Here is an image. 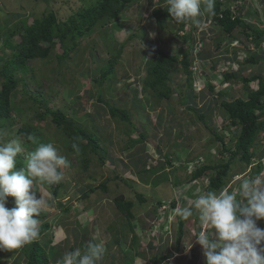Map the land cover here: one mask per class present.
<instances>
[{
	"label": "rangeland",
	"instance_id": "obj_1",
	"mask_svg": "<svg viewBox=\"0 0 264 264\" xmlns=\"http://www.w3.org/2000/svg\"><path fill=\"white\" fill-rule=\"evenodd\" d=\"M95 1L22 0V3L33 7L37 13L52 10L61 18L67 13L68 6L70 15L79 10L76 6L89 7ZM222 1L223 6L229 5L243 21L264 29V0ZM164 5L165 0H132L116 18L97 24L89 33L80 36L67 58L61 61L54 55L48 60L29 58L27 65L31 71L24 73L18 69L15 73V78L22 81L18 80L10 95L11 117L0 120V129L7 133L0 143L18 140L21 151L16 160H24L23 169L40 143H53L58 155L66 157L70 165L61 169L64 179L57 188V184L34 180V190L45 194L49 204L38 217L40 225L46 221L50 224V230L38 238L48 255V264H63V254L76 248L83 253L89 241L105 245L106 252L100 264H162L159 257L166 253H170L166 264H205L201 246L192 237L194 231L203 230L201 225L198 227L196 212L185 219L180 252L175 249L177 221L181 218L175 214V209L190 206L199 194L206 192L208 175L190 180L193 168L220 160L222 144L214 139L205 123L224 138L225 145L233 143L231 137L235 128L228 126L225 111L219 105L220 97L207 88V82H219L222 79L220 71L232 72L237 78L216 88L222 89L225 99L245 98L247 92L240 77L264 76V34L258 49V55L263 58L256 64H246L244 59L255 47L251 37L242 33L240 27L228 36L207 13L198 18L199 25L190 20L178 23L172 18L166 26H160L152 12L157 8L166 9ZM30 8L22 11L17 8L16 0H0V26L3 27L0 28V56L3 60L12 54L3 39L8 35L13 44L20 40L21 33L32 21ZM8 28H12L11 33ZM188 33L191 38L182 41L179 36ZM219 40L220 46L216 47ZM59 46L58 43L52 49L53 53L62 52ZM158 49L169 55L179 54V58L172 66L169 97L156 101L151 91L143 87V81L148 60L156 56ZM118 50L120 53L116 56ZM187 51L192 87L186 90L184 67L180 61ZM114 55V69L99 85L96 79ZM247 84L256 89L257 80ZM100 91L104 100L128 112L131 124L109 116L107 106L97 99ZM32 92H40L49 98L54 108L94 131L95 136L100 137L102 148L106 149L104 163L98 155L88 151L87 168H81L83 156L67 151L69 140L51 117L39 119L28 96ZM183 94L188 96L185 101ZM43 111V108L38 109V112ZM200 113H205L204 122L198 118ZM26 125L32 126L39 135H32V131L27 134L28 138L16 134L19 126ZM141 133L146 138L142 139ZM125 143L128 148L122 150ZM255 147L257 154L263 152L262 133ZM222 156L224 160L228 158L226 152ZM140 158L143 162L137 164ZM168 158L170 164H166ZM261 160L263 170L259 175H264V154ZM161 163L165 165L163 170L156 169L144 178L138 176L142 164L149 167ZM251 165L245 166L239 160L232 162L223 188L235 191L240 177L249 178ZM115 174L121 178L114 179ZM174 175L179 178L178 184L173 183ZM104 180H107V190L98 187ZM92 186L96 190L89 192L87 197L80 196ZM120 195L134 203L131 226L138 236L134 241L133 238L125 240L124 244L116 240L122 228L128 227V222L123 221L113 203L114 197ZM172 201L174 205H171ZM6 207H16L14 197L7 201ZM257 225L264 229V218L258 220ZM125 231H129L128 228ZM189 241L192 247L186 249ZM132 243L134 245L130 247ZM7 264H24L20 250Z\"/></svg>",
	"mask_w": 264,
	"mask_h": 264
},
{
	"label": "trees",
	"instance_id": "obj_2",
	"mask_svg": "<svg viewBox=\"0 0 264 264\" xmlns=\"http://www.w3.org/2000/svg\"><path fill=\"white\" fill-rule=\"evenodd\" d=\"M132 0H97L94 4L89 7L76 6L77 9L74 13L68 15L70 12L69 7L67 8V13L63 14V17H59L57 13L52 10H49L47 13H37L34 8L28 6V4H23L22 0H16L17 8L19 10H25L30 8V14L32 21L24 29L20 35V40L13 44L10 42L9 36L7 35L3 42L4 45L12 50V54L7 55L8 58L3 60V57L0 56V120L7 119L11 117V104H10V95L12 90L16 87L18 78H15V73L18 69L27 73L31 71V67L27 65V59L37 58V59H49L54 55V58L57 61H61L64 58L68 57V52L71 50L78 41L80 36L86 35L89 33L94 26L107 23L108 19L116 18L125 5L129 4ZM222 0H215V15H210V18L215 22V24L220 25L223 31L227 33L228 36H232V32L237 28H241V32L245 33L246 36H250L251 43H253L255 50L248 53L244 62L246 64H256L263 57L258 55V49L260 44L263 41L262 36L264 34V29L258 28L256 25H253L250 22L243 21L241 16L238 13H233L229 5L223 6ZM75 7V8H76ZM153 16L157 20V24L160 26H166L167 21L172 19L170 14L166 9L157 8L152 12ZM183 26V25H182ZM0 28H3L0 26ZM9 32L12 28H8ZM13 32V31H12ZM11 33V32H10ZM9 33V34H10ZM13 34H11L12 36ZM182 41L190 39V34L179 36ZM1 39V38H0ZM60 44L62 52H54L52 49L55 48L57 44ZM220 46V40L216 43V47ZM17 49L13 51V49ZM190 52V51H189ZM120 50L116 52L118 56ZM156 56L148 60V67L146 68V77L143 81V87L145 90H150L155 100L158 101L162 98H168L171 92V73L173 72L172 66L178 62L179 54L169 55L164 50L158 49L156 51ZM188 51L184 53L180 63L184 67V77H185V89H190L192 87V78L190 76L191 70V61L189 59ZM113 56L108 60L106 69L102 72L100 78L96 79V82L100 85L106 76H109L113 69L115 63V57ZM4 61V62H2ZM222 73V79L217 83L207 82V88L215 93L217 98L220 97L219 105L225 111L226 117L228 119V126L234 127V132L231 139L233 143L230 145H225L224 138L216 132V130L211 129L206 123V128L212 133L215 140L220 141L222 144V149L220 151V160L213 162H206L202 165H196L190 173L189 179L194 180L204 175H208V185L206 187V192L208 191H217L221 190L226 183V176L228 175L231 169V163L235 160H239L245 166L251 165V173L249 177H255L261 173L263 170L262 153L257 154L258 150L255 147L256 140H258L259 135L262 133L264 135V76L259 74H254L251 76H241L240 79L244 82V89L247 92L245 98L236 97L234 99L228 100L223 98L222 89H217V86L224 85L231 78H237L236 74L232 72ZM252 80H257L256 89L250 88L248 82ZM19 81H22L20 79ZM38 94V95H37ZM35 92L28 93V96L31 98L34 103L37 114H39V119H44L45 116L49 115L51 121L65 134L69 142L66 145L67 151L71 153L81 154V168H87L88 158H85L88 151L94 152L98 155V159L101 163H104V157L106 155V149L102 148L101 141L99 136H95L94 131H91L89 127H86L85 124H80L73 117L67 115L59 108H54L49 100L41 93ZM185 94V91H184ZM183 94V95H184ZM188 96H183V101L187 99ZM97 99L107 106L110 117L117 118L116 120L122 123L131 124L128 112L121 109L120 107L115 106L112 102L104 100L103 92L100 91ZM39 108H43V112H38ZM200 121H205V113L198 114ZM32 131L34 136L39 135L32 126H19L16 134H23L26 138L27 134ZM145 136L141 133V138ZM146 138V137H145ZM40 139V138H39ZM76 143L79 147V151H75L72 148V144ZM121 148L125 150L128 148L127 143H125ZM226 152L228 158L224 160L222 153ZM171 152L170 154H172ZM173 155V154H172ZM171 157V156H169ZM171 159L166 160V164H170ZM143 162V159L137 160V164ZM24 160H16V169H23ZM165 167L164 163L156 165H151L147 167L145 164H142L139 167L138 176L144 178L146 175L152 174L156 169L163 170ZM165 177V174L164 176ZM113 178H121L119 174H115ZM127 179V178H126ZM124 180L129 183V180ZM173 183L178 184V176H173ZM59 187V184L56 185V188ZM99 188L107 190V180L101 182L98 185ZM88 190L82 191L80 196L87 197L89 192L96 190V187H87ZM140 200L143 198L138 196ZM11 196L8 197L9 201ZM113 203L121 216L123 221L128 222L127 228H122L118 235H127L133 236V240L137 239V235L133 232L131 226V221L134 216L132 212V207L134 203L131 200L123 198V196H116L113 199ZM175 202L172 201L171 205H174ZM69 209V207H65ZM195 214V211H194ZM50 224L46 221L40 225V235L45 233L48 229L50 230ZM185 219L179 218L177 221V230H176V246L175 249L180 252V240L184 233ZM124 226V225H123ZM200 227V224L199 226ZM112 228V227H111ZM119 238V237H118ZM115 242V241H114ZM134 243V242H133ZM130 244V247H133L134 244ZM43 244L39 242V239L36 241L25 245L20 249H14L9 251L0 250V264H5L9 261L13 254L16 255V252L20 250L21 257L25 260V264H48L49 258L47 253L43 249ZM86 248V246H85ZM170 253L162 254L159 257V261H163L162 264L167 263ZM155 263L156 260L152 259Z\"/></svg>",
	"mask_w": 264,
	"mask_h": 264
},
{
	"label": "clouds",
	"instance_id": "obj_3",
	"mask_svg": "<svg viewBox=\"0 0 264 264\" xmlns=\"http://www.w3.org/2000/svg\"><path fill=\"white\" fill-rule=\"evenodd\" d=\"M214 5L215 0H165L164 7L178 23L190 20L199 25L198 18L205 13L215 15ZM6 135L0 129V139ZM71 146L79 151L76 143ZM20 151L21 145L16 139L0 143L2 251L20 249L39 238L38 217L49 204L45 194L34 190V180L58 184L64 179L61 169L70 166L66 157L58 155L53 143H40L30 154L26 169L15 170ZM239 179L235 191L229 188L208 191L199 194L190 206L175 209V214L184 219L192 217L195 210L203 230L194 231L192 237L201 246L205 264H264V229L257 225V221L264 218V175ZM9 196L14 197L16 205L11 209L6 207ZM118 236L122 240L117 239ZM131 238L133 236L116 235V240L122 244ZM190 241L186 249L192 247ZM105 252L103 243L89 241L83 253L79 248L67 251L62 261L63 264H100Z\"/></svg>",
	"mask_w": 264,
	"mask_h": 264
},
{
	"label": "bare ground",
	"instance_id": "obj_4",
	"mask_svg": "<svg viewBox=\"0 0 264 264\" xmlns=\"http://www.w3.org/2000/svg\"><path fill=\"white\" fill-rule=\"evenodd\" d=\"M120 239V238H119Z\"/></svg>",
	"mask_w": 264,
	"mask_h": 264
}]
</instances>
